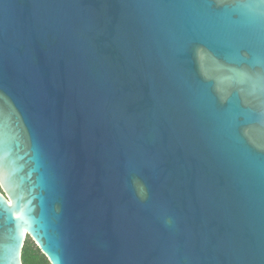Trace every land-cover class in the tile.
<instances>
[{
  "label": "water",
  "instance_id": "95a60500",
  "mask_svg": "<svg viewBox=\"0 0 264 264\" xmlns=\"http://www.w3.org/2000/svg\"><path fill=\"white\" fill-rule=\"evenodd\" d=\"M0 264H264V6L0 0Z\"/></svg>",
  "mask_w": 264,
  "mask_h": 264
},
{
  "label": "trees",
  "instance_id": "16d2710c",
  "mask_svg": "<svg viewBox=\"0 0 264 264\" xmlns=\"http://www.w3.org/2000/svg\"><path fill=\"white\" fill-rule=\"evenodd\" d=\"M23 261L24 264H51L49 259L31 237L26 240L23 250Z\"/></svg>",
  "mask_w": 264,
  "mask_h": 264
},
{
  "label": "snow or ice",
  "instance_id": "6c2138e0",
  "mask_svg": "<svg viewBox=\"0 0 264 264\" xmlns=\"http://www.w3.org/2000/svg\"><path fill=\"white\" fill-rule=\"evenodd\" d=\"M252 2L264 6V0H252Z\"/></svg>",
  "mask_w": 264,
  "mask_h": 264
},
{
  "label": "rangeland",
  "instance_id": "374dc122",
  "mask_svg": "<svg viewBox=\"0 0 264 264\" xmlns=\"http://www.w3.org/2000/svg\"><path fill=\"white\" fill-rule=\"evenodd\" d=\"M28 238H30V237H28Z\"/></svg>",
  "mask_w": 264,
  "mask_h": 264
}]
</instances>
